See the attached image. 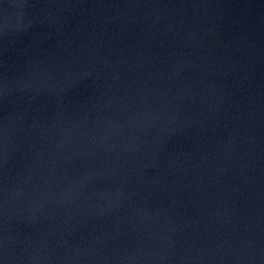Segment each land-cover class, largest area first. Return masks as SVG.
<instances>
[{
  "label": "water",
  "instance_id": "1",
  "mask_svg": "<svg viewBox=\"0 0 264 264\" xmlns=\"http://www.w3.org/2000/svg\"><path fill=\"white\" fill-rule=\"evenodd\" d=\"M0 264H264V0H0Z\"/></svg>",
  "mask_w": 264,
  "mask_h": 264
}]
</instances>
